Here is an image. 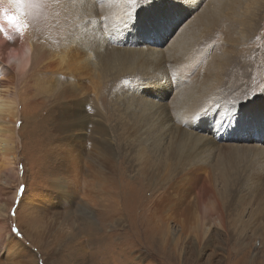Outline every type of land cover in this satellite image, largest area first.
Wrapping results in <instances>:
<instances>
[{
	"label": "rangeland",
	"instance_id": "374dc122",
	"mask_svg": "<svg viewBox=\"0 0 264 264\" xmlns=\"http://www.w3.org/2000/svg\"><path fill=\"white\" fill-rule=\"evenodd\" d=\"M33 5L27 32L34 42L36 61L32 60L30 72L21 80L7 66L0 76L27 93V100H45L39 108L36 105L31 120L24 119L23 113L18 117L19 135L13 145L17 175L3 169L0 156V264H115L110 242L116 237L112 234L166 238L169 231L173 241L168 240L167 246L172 257H152L146 251L149 243L141 240L131 247L124 264H250L254 257L259 258L257 264H264L263 242L256 235L243 239L248 245L244 256L229 250L238 247L240 240L230 241L224 235L228 228L221 230L210 223L197 246L195 216L183 233L174 222L165 228L160 215L155 221L149 218L151 193L137 173L138 155L147 149L154 151L149 143L162 135V146L155 147L157 152L150 159L154 160L152 172L194 165L217 194L220 163L229 175L228 185L237 184L236 204L240 194L264 197V156L247 152L229 158L234 152L218 149V141L212 147L206 145L201 129L208 124L229 126L226 144L256 147V140L238 139L255 134L253 126H264V0H136L133 6L127 0H33ZM13 32L21 40V34ZM237 44L246 45V51L228 55ZM175 45L195 48L185 53V49L176 51ZM75 48L83 52L80 79L72 74L75 54L70 56L67 50ZM49 54L51 65L44 70L42 57ZM60 54L64 55L61 63ZM233 56L246 65L227 76ZM223 62L227 68L221 70ZM9 88L10 84L1 89ZM65 92L70 96L63 97ZM188 94H194L199 103L193 110L185 104ZM198 94L207 100L196 98ZM49 97L53 99L46 101ZM60 98H64L63 105L56 103ZM66 103L71 113L77 109L87 128L75 131L69 142H60L53 122L57 108ZM96 122L105 129L103 134ZM246 122L251 125L239 133L237 127ZM47 132H52L51 138ZM180 136L181 149L176 154L169 139ZM106 138L113 146L107 160L101 147ZM168 149L173 150V158L166 165ZM59 151L73 158L82 176L94 182L90 208L82 205L78 192L71 194L65 172L57 171L53 161ZM103 182L107 190L102 189ZM184 187L191 190L184 204L194 193L201 203V180ZM222 209L226 226L234 209L228 203ZM191 211L196 212L194 205ZM13 226L19 234L12 231Z\"/></svg>",
	"mask_w": 264,
	"mask_h": 264
},
{
	"label": "bare ground",
	"instance_id": "6f19581e",
	"mask_svg": "<svg viewBox=\"0 0 264 264\" xmlns=\"http://www.w3.org/2000/svg\"><path fill=\"white\" fill-rule=\"evenodd\" d=\"M5 28L7 29V34L10 35L12 39L9 40V39H6L4 35H0V75L5 72V70L3 69V66H7L9 70L14 71L17 75L19 74L20 80H21V78L27 77V74L30 71H28V69L26 72L15 71L14 67H10L8 64L4 62L3 54L9 48H16L18 50L16 61H19L20 60L19 53L23 51V49L28 48L29 49V61L31 64L32 60L36 61V58H35L36 52L34 51V48H33L34 42L33 40L32 41L29 40V36L27 32L28 28L21 35V40L16 38L14 34L11 33L13 32L12 29L7 28L6 25H5ZM194 48L195 46L193 45H175L176 51L185 49L184 51L185 53H188L189 50L191 51ZM67 50L70 52V56L72 54L71 52H74L75 54L77 62L76 64H74L75 69L72 74L75 73L76 75L75 74L74 75L77 76L78 79H80L82 78L83 71H84L83 70L84 65H83V59H82L83 52L81 51L80 48H75L73 49V51L72 49H67ZM244 51H246V45L237 44L231 47L227 54L233 55L234 53L235 56H238V55H242ZM235 56H233L232 63L230 64V66L228 67L226 71L227 76L232 74L233 71L242 70V68L245 67L246 65L245 61L242 62V60L237 59ZM49 57H50V54L49 56L42 57L43 63L40 65L41 68L43 67L46 68L49 65V63L51 65V61H49ZM59 58L60 59L58 62L61 63L62 60L64 59V55L60 54ZM256 60L260 61V57H256ZM16 61H14L13 63L15 64ZM250 61L253 62L255 66L260 67L259 63L254 62L251 58H250ZM30 64H29V67H30ZM223 64L224 62L219 64L221 66V70L223 68L225 69L227 68L226 63L224 66ZM65 67L66 69H68L67 65ZM45 68L43 69L46 70ZM9 84L11 88H9L8 90L1 89L2 87H5L6 85L8 86ZM76 88L80 89V86L77 85ZM21 91L22 92H20V90H16V85L14 86L11 81L5 78L0 79V97L3 98V103L2 105H0V156H1V159L4 165L6 166L3 169L9 174L11 173L12 176L17 175L18 173V168H17V163H16V154L13 150L14 149L13 145L17 140L16 137H18L19 135L18 131H16V124H17L18 117L19 115L23 113L22 116L24 119L31 120L32 114L34 113L35 109H37L36 105L38 107V105L44 102L45 100L43 98H40V99L37 98L35 101H29L27 100V93H24L23 90ZM64 91L65 90L62 89L61 91H59V93H62ZM227 93L229 94L230 92H227ZM188 95L190 96H188L189 98L186 100L187 102L185 104L190 109L193 110L196 107H198L199 103L195 101L194 94H188ZM62 96L67 98L68 96H70V94L65 92L62 94ZM200 97H205L204 99L206 100L208 98L206 95H203V94L196 95V98H200ZM50 98L53 99L52 97H49L48 99H46V101H48ZM63 99L64 98L57 99V102L54 101L53 103L56 102L58 105H61L63 102L62 101ZM67 105L68 104L66 103L65 105L66 107L63 106V107L57 108V111L59 112L55 115V119L53 122L54 123L53 129L55 130L54 132L55 134L58 133L57 137L59 138L60 142L62 141L69 142L70 141L69 138L72 139L75 136V131H81L87 128L85 119L77 113V109L75 108L74 112L71 113V111L67 108ZM30 108L32 110L29 112ZM63 110H65V112ZM71 116H73L74 118L73 121L69 120ZM96 123L97 125L95 127H97L100 133L103 134L105 132V129L103 128L102 125L100 126L101 127L100 128L98 126L99 123L98 122ZM250 125H251L250 122H246L244 124L239 125L237 127L238 130L240 131L239 133H241L245 128H247V126L249 127ZM158 126L156 127L158 128ZM255 128H256L255 134L252 133V135L250 136L244 135V139H242V137H239L238 140L248 139V141H251V142L252 140H256L257 143L256 144L254 143L255 145L253 144V146H256V147H251V146L247 147L245 144L243 145L241 144L239 146L238 145L231 146L229 144H226L227 142L225 143V141L227 140V137L230 136V135H227L228 132H230L229 126H218L215 124H208L206 126H203L201 129L204 130L203 136L205 137L206 145L212 147L214 143L218 141V143L220 144V146H218V149L219 148H223L226 150L229 149L234 152L228 156L229 158H232L234 156L241 157L239 153L246 154L247 152L254 153L258 155L259 157L260 155L264 156V126L262 125L258 127L253 126L252 128L253 131ZM190 129H191V125L188 127L187 130H190ZM45 134H47L49 138L52 137V132L51 133L47 132ZM107 139L108 138L104 139L105 143L104 141H102V144H101L103 155L106 160L110 158V156L108 155H112L110 147H113L112 145L109 144V141ZM163 140H164V136L162 135L156 141L152 140V143H149V144H151L150 147L154 149V151H152L151 149L141 151L137 157V159L139 158L138 159L139 166L137 169V173L144 177V181L147 185V188H149L150 193L151 194L154 193L153 195L150 194V197H149L150 205L148 206V209H147L148 217L155 221L156 216L160 215L161 217L159 220H161V224L165 225V228L169 229L170 222H174L179 227V230L183 233L185 231V227L187 226L188 222L191 219V216H195L194 218L195 221L193 223V230L196 233L195 243L197 246H200L202 241L205 239L206 234L208 232V225L210 223L211 224L213 223L221 230H225L226 228L229 229V230L224 231V235H226L230 241L232 240L233 242H235L237 241V239L240 240L238 241L239 243L238 247L236 246L229 247V250L231 251L232 254H240L239 252H241L242 254H244V256H246L248 245L243 243V239L251 238L252 236H255V235L259 237V239L263 242L262 248H264V197L262 195L260 197H258L257 195H248L245 197L243 194H240L238 197L237 204H236L234 202V198L236 195V191L234 190V188L237 187V184H234L231 186L228 185L229 175L227 171L220 165V163L217 164V171H220V173L218 174L219 177L218 179H216V181L218 180V183H216L217 184V194L212 192V186L209 182V179L207 177H204L202 174H200V171H201L200 168L195 167L194 165H189L188 167L187 165H179L173 168L171 166H167L164 168L162 167L163 169L160 170V172H152V166H154V164H152V161L154 160L151 161L150 159H153L152 157L153 152L155 153L157 152L156 148H159L160 146H162ZM180 141H181V136L178 138L176 137L174 139L170 137L169 139V146L174 145V150L176 154H178L181 149ZM167 151H168V155H167V160L165 161H168V162L166 163V165L170 164V161L173 158V156H171L173 155V150L168 149ZM227 153L229 152L227 151ZM54 162H55V165L59 167L57 171L65 172L64 178L70 184L71 194H74V191L78 192V194L81 197L80 200L82 201L81 202L82 205H86V207L90 208L91 205L94 203V196L92 195V192H91L94 186V182L83 177L82 169L80 168V165L77 164L73 158H67L60 151L58 152V158H56V160H54L53 163ZM130 165L131 164H129L128 166ZM251 179H253V177ZM256 179L259 180L260 176L257 175ZM198 180H201V183H202V189L204 192L203 200L201 201V203H199L197 195L196 193H194L193 198L190 200L188 199L187 203L184 204L183 203L184 197L191 192L190 188L184 187V186L189 185L190 183L196 182ZM101 187L102 189H106V190L108 189V187L105 185V182L101 184ZM224 203H228L230 208L234 209L233 211H231L232 217L230 221H228V224L226 226L224 225V220H223L224 213L222 209V206H224ZM192 205H194V210L196 212L191 211ZM130 226L131 225L129 224V227ZM248 232L252 234H247ZM26 234H28V232H26ZM112 235L115 236L116 238L115 239L112 238ZM112 235L109 236L108 238L113 239L110 243L113 249L114 258L116 260L115 264H124V259L126 258L127 260L126 256L127 255L129 256V254L132 253L131 247H134L135 243L141 240L149 243V249L146 251H148V253H150L152 257L153 256L156 257L159 254H161L162 256L168 258L174 255V254L172 255L173 253L172 251L168 250L169 245L167 246L168 240L173 241V239L170 240V231H169V234H167L166 238H164L160 234H112ZM171 244L174 246L173 243ZM171 250H173V247H171ZM263 253H264V250H263ZM105 255L107 254L105 253ZM263 260L264 259H262L261 261ZM258 261H259V258L254 257L250 260L249 263L257 264Z\"/></svg>",
	"mask_w": 264,
	"mask_h": 264
},
{
	"label": "clouds",
	"instance_id": "9594fccd",
	"mask_svg": "<svg viewBox=\"0 0 264 264\" xmlns=\"http://www.w3.org/2000/svg\"><path fill=\"white\" fill-rule=\"evenodd\" d=\"M34 5L32 3H21L20 0H0V23H4L7 18L8 21L18 24L22 28L29 27V19L31 17V11ZM7 28H10L9 23H4ZM18 50L16 48H9L3 54V60L10 67H14L17 72H26L29 61V49L25 48L19 53L20 60L16 61ZM14 61L15 64L13 63ZM4 77L0 76V79ZM3 103V98L0 97V105Z\"/></svg>",
	"mask_w": 264,
	"mask_h": 264
},
{
	"label": "snow or ice",
	"instance_id": "6c2138e0",
	"mask_svg": "<svg viewBox=\"0 0 264 264\" xmlns=\"http://www.w3.org/2000/svg\"><path fill=\"white\" fill-rule=\"evenodd\" d=\"M21 3L27 4V3H32L33 4V0H20ZM127 3L129 6H133L136 3V0H127ZM129 16H132V13H129ZM4 23H9L10 24V29H12L13 31H15L17 34H23V32L26 30V28H22L20 27L18 24L8 21L7 18L5 19ZM4 23H0V35H4L6 37V39L11 40L12 37L10 35L7 34V29L4 26ZM23 187V186H21ZM13 232H16L17 234H19V230L13 226L12 229Z\"/></svg>",
	"mask_w": 264,
	"mask_h": 264
}]
</instances>
